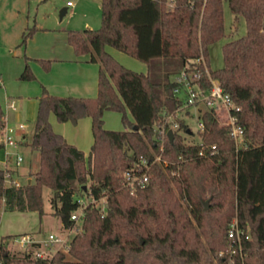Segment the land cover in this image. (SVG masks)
<instances>
[{
	"label": "trees",
	"instance_id": "16d2710c",
	"mask_svg": "<svg viewBox=\"0 0 264 264\" xmlns=\"http://www.w3.org/2000/svg\"><path fill=\"white\" fill-rule=\"evenodd\" d=\"M224 1L232 13L244 17L246 31L222 45L223 65L209 69L208 46L224 33ZM100 3L98 27L67 31L74 53H89L99 63L97 93L58 95L41 84L28 142L38 154V168L32 180L19 185L6 184L0 168V214L42 215V189L48 187L53 213L71 228L80 191L95 199L104 196L106 202L104 214L91 203L85 205L80 229L68 243V253L83 264H264V0ZM32 31L23 32L21 43ZM106 45L145 62L146 71L126 67ZM40 62L49 68L48 60ZM204 65L239 106L237 123L245 144H235L219 112L203 108L198 140H184L193 130L179 118L173 139L167 138L160 150L153 126L163 109L172 111L181 102L173 92L175 75L184 67L198 70L200 86L208 87ZM35 78L25 61L19 79ZM106 110L120 112L125 129L104 127ZM50 112L71 123L90 117L92 143L86 157L52 128ZM155 154L160 160L151 163L148 181L130 192L121 182L122 172L139 156L151 162ZM233 219L247 237L228 236ZM15 236L0 238L3 264H67L62 251L31 256L37 242L10 252L4 241Z\"/></svg>",
	"mask_w": 264,
	"mask_h": 264
},
{
	"label": "crops",
	"instance_id": "0c3cea01",
	"mask_svg": "<svg viewBox=\"0 0 264 264\" xmlns=\"http://www.w3.org/2000/svg\"><path fill=\"white\" fill-rule=\"evenodd\" d=\"M30 1L0 0V58H4V61H7V65L12 67V70L8 73L7 65L0 64V85L3 86L6 92V96L3 95L4 97L1 100L3 105L1 108L5 124L15 129V136L18 140L21 139L22 133L27 131L25 116L30 115L33 120L35 118L37 97L41 91V84L49 92L58 95L86 97L95 96L97 93L99 63L91 60L89 53L81 55L74 53L72 46L67 41V31L72 29L71 26L55 28L35 23L32 26L31 35L27 37L24 43H21L23 32L31 28L29 26ZM78 1L76 0L73 6L67 7L65 5L66 10L62 16H65L64 14L69 9V14H73ZM98 3L101 10L100 1ZM83 25H85V28H92L87 21ZM105 49L114 57L119 54L117 52L118 49L116 50L110 45H106ZM40 60H48L49 68L44 69ZM25 61L28 62L35 74L36 78L33 80L19 79ZM137 71H146L145 62L142 61L140 63ZM6 76L9 77L6 78ZM9 99L17 101L15 109L7 106ZM10 111L14 113L12 114ZM107 111L110 110L104 111V118ZM48 118L52 128L56 132L61 133L68 142L81 149L86 157L92 143L90 117L83 116L76 123H71L70 121H58L55 115L50 112ZM19 123L24 124L23 129L18 128ZM0 151L2 152L1 149ZM5 212H1L3 217ZM1 222L2 219L0 217ZM37 231L36 229L7 233L0 231V238L7 234L19 232L35 233Z\"/></svg>",
	"mask_w": 264,
	"mask_h": 264
},
{
	"label": "rangeland",
	"instance_id": "374dc122",
	"mask_svg": "<svg viewBox=\"0 0 264 264\" xmlns=\"http://www.w3.org/2000/svg\"><path fill=\"white\" fill-rule=\"evenodd\" d=\"M100 0H79L76 3V8L74 9V13H70V9L65 16L60 17V8L65 6L66 0H31L29 4V26L32 27L35 23L37 25H45L51 26L55 28L71 26L72 29H83L85 25L83 23L87 21L92 28H96L100 25L101 21V10L99 6ZM223 19H224V33L223 35L213 43L208 46V58L207 65L209 69H216L223 65L222 58V45L236 37L243 35L246 31L245 20L242 15H235L229 9L227 1L223 2ZM117 50V49H116ZM118 56L115 58L121 62L126 67L132 68L134 70H138L140 67L141 60L136 57L129 55L123 51L118 50ZM1 65H7V61H4V58H0ZM8 73L12 70V67L6 66ZM9 77V76H8ZM6 76V78H8ZM3 95L6 96V92L2 85H0V104L3 107L1 100L3 99ZM12 114L13 111H10ZM4 115V114H3ZM128 116L131 117L130 113ZM26 132L22 133V137L19 140V144L17 148L13 150L15 152L23 155V160L20 164H13L11 162L7 163L8 168L12 169L11 177L20 183H24L25 181H30L33 179V173L38 168V154L33 153L30 150L28 142L30 141V135L33 131V123L34 120L32 116L26 115ZM104 119V127L113 130H121L125 129L121 118L120 112L110 110L107 111ZM185 121L189 124L191 129L193 130V134H186L184 140L186 142H190L194 139H199V136L196 132L195 128V119L193 116L184 117ZM5 123V118H4ZM90 132V131H89ZM3 152L0 151V160H2ZM90 180L87 181L86 187L89 186ZM8 184V181H5ZM76 186L79 184L76 183ZM52 191L48 187H43L42 196H43V214L39 215L36 211H6L3 217V213L0 214L2 222L0 223V231L3 233L7 232H17V231H27L29 229H39L37 232H19L13 235L20 237L22 234L30 233L36 239H44L46 235L50 232L56 234L58 237L62 239L61 242H55L52 244L49 254L51 256L57 252H64L63 259L67 262V264H83L76 259H74L68 253V243L72 236L76 231L80 229L81 220L83 214L78 222H76L73 227L65 228L61 222V219L58 215L53 213L51 208L49 197L51 196ZM76 196L83 200L85 204L91 203L94 207H96L100 214H104L106 212V202L104 196L92 201V198L88 195L77 191ZM206 205L208 200L205 201ZM2 215V216H1ZM6 246L9 247L10 252L18 253L20 247L17 242L11 239H5ZM46 251V250H45Z\"/></svg>",
	"mask_w": 264,
	"mask_h": 264
},
{
	"label": "built area",
	"instance_id": "2783aa9c",
	"mask_svg": "<svg viewBox=\"0 0 264 264\" xmlns=\"http://www.w3.org/2000/svg\"><path fill=\"white\" fill-rule=\"evenodd\" d=\"M76 0H66L65 5L73 6ZM197 60L203 61L200 57ZM204 69L210 85L208 87L200 86L201 72L198 70H187L182 68L176 75V85L173 88V92L181 99L172 111L162 110V118L154 123L155 138L160 150H163L164 141L168 138L167 131L170 129L172 132L179 128V118L193 116L195 119L196 131H202L204 128L203 122L199 119V112L203 108H209L216 112H219L223 116L225 124L228 125L229 133L234 139L237 146L245 144V138L243 128L237 123L236 111L239 110V106L235 104L228 92H225L217 79L213 78L206 66ZM7 106L11 109L17 107V101L9 99ZM187 123V122H186ZM24 124L19 123L18 128L23 129ZM189 130H192L188 124ZM14 128L7 126L5 123L0 125V149L3 152L2 160H0V168L4 170L5 180L13 185H19L20 182L9 178L7 172V163L20 164L23 160V156L15 152L13 149L18 147L19 140L15 136ZM214 145L212 146V148ZM201 153V152H200ZM160 155L155 154L153 160L149 162L146 157L139 156L136 162L131 167L125 169L122 172V184L133 192L136 186H143L148 181V174L150 165L154 161H159ZM92 198V201H95ZM79 206L73 210L70 214V218L76 223L79 221L83 214V208L85 203L80 198L77 199ZM245 235L244 230L239 227L236 219H233L230 223L228 236L231 238H240ZM247 237V235H245ZM14 242H17L21 249L26 248L33 242L39 244L38 249L34 250L31 256L46 257L51 256L49 254L50 248L53 243L61 242L62 239L56 234L50 232L44 239H36L30 233L22 234L20 237L15 236ZM46 250V251H45ZM0 264H3L0 261Z\"/></svg>",
	"mask_w": 264,
	"mask_h": 264
},
{
	"label": "water",
	"instance_id": "95a60500",
	"mask_svg": "<svg viewBox=\"0 0 264 264\" xmlns=\"http://www.w3.org/2000/svg\"><path fill=\"white\" fill-rule=\"evenodd\" d=\"M65 10H66V6H63L61 8V10H60V17L63 15V13H64ZM134 127H136V126L134 125ZM167 135H168V139L171 141L173 139V132H172V130L169 129L167 131ZM84 188H86L85 185H84ZM205 204H206V202H205ZM205 208H207V207H205Z\"/></svg>",
	"mask_w": 264,
	"mask_h": 264
}]
</instances>
